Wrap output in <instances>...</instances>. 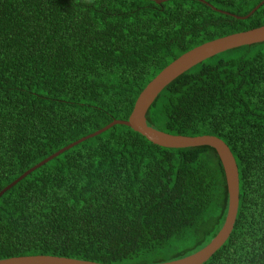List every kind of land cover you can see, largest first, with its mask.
Instances as JSON below:
<instances>
[{
  "label": "trees",
  "instance_id": "obj_1",
  "mask_svg": "<svg viewBox=\"0 0 264 264\" xmlns=\"http://www.w3.org/2000/svg\"><path fill=\"white\" fill-rule=\"evenodd\" d=\"M205 1L0 0V192L66 146L129 120L145 88L183 54L264 25V4L238 17L263 0ZM148 124L229 145L240 172L237 221L203 264H264V42L183 73ZM228 207L213 147L167 148L118 124L0 197V259L169 262L211 243Z\"/></svg>",
  "mask_w": 264,
  "mask_h": 264
},
{
  "label": "water",
  "instance_id": "obj_2",
  "mask_svg": "<svg viewBox=\"0 0 264 264\" xmlns=\"http://www.w3.org/2000/svg\"><path fill=\"white\" fill-rule=\"evenodd\" d=\"M158 3L165 2L167 0H156ZM205 1V0H203ZM206 2V1H205ZM264 0L258 4L249 15L238 16L239 18H248L254 14L262 5ZM264 42V25L248 31L234 33L225 37L217 38L215 40L206 42L187 53L180 56L169 66H167L139 96L135 108L129 118V120H114L106 127L92 133L82 139L66 146L57 153L43 160L36 166L26 171L21 177L8 185L0 192V197L15 186L18 182L31 174L37 168L46 164L56 156L75 147L79 143L93 138L111 127L123 124L132 127L135 131L144 135L151 142L167 147V148H189L210 146L213 147L223 164L225 169V175L228 186L229 207L226 222L215 237V239L201 250L186 256L181 259H176L169 262L152 263V264H203L208 261L211 256L216 253L229 239L232 234L235 223L237 221V215L240 204V172L236 161V158L230 149L229 145L221 138L214 135H201V136H184L174 135L162 130L156 129L148 124V113L159 97L160 93L174 80H176L183 73L187 72L192 67L198 65L206 59H209L222 52L241 47L244 45H252L256 43ZM0 264H103L93 261L72 259L66 257L49 256V255H30L23 257H13L7 259H0Z\"/></svg>",
  "mask_w": 264,
  "mask_h": 264
}]
</instances>
